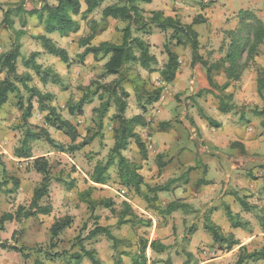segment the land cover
I'll return each mask as SVG.
<instances>
[{
	"label": "rangeland",
	"instance_id": "1",
	"mask_svg": "<svg viewBox=\"0 0 264 264\" xmlns=\"http://www.w3.org/2000/svg\"><path fill=\"white\" fill-rule=\"evenodd\" d=\"M8 1L0 0L2 6L0 7V55L11 48H19L17 72H30L32 74L30 84L52 94V98L45 101L46 104L55 106L57 111L75 126L79 137L75 143H71L61 131L47 128L44 124L45 111L41 113L37 108L28 119L32 125L47 128L49 135L57 143L64 145L65 151L57 150L45 140L30 142L33 157L45 156L53 167V179L50 181L48 196L40 202L50 205L51 212L48 215L37 214L30 218L23 217L20 220L4 223V228L0 231V240H7L10 244L15 243L22 249V253L0 248V264H34L36 260L41 264H92L87 257L74 258V255L81 252L82 247L92 250L100 264H132V259L138 254L137 248L141 239H158L169 245V249L163 253L146 250L147 264H183L187 259L189 264H199L205 259L221 254L211 236L203 228L206 215H211L214 221L221 222L223 233L229 234L225 231L235 230L240 242L247 240L246 251L251 252L264 247V234L259 224V216L264 212V171L259 166L264 161V142L260 141L259 145L252 149L255 152L252 155L253 161L242 166L239 164V167H233L230 163V157L244 154L241 146L232 147L230 141L242 137L244 133L249 136L250 132H247L246 128L253 122L260 121V117L252 113V108L255 105H262L257 93V77L259 70L264 71V44L260 46L259 53L253 61H245L246 54H242L238 61L239 64L244 65L241 76L225 90L216 91L209 86L206 71L202 66L199 64L191 66L189 44L178 47L171 45L179 60L178 75L176 73L177 79L173 80L174 82L161 85L160 78L156 77L159 75L158 72L155 71L154 73L158 75H154L153 72L143 70L135 63H130L124 69L122 85L129 94L126 99L125 116L131 117L142 113L145 119L150 120L147 126L136 127L139 134H147L148 137L153 136L156 131H165L164 133L171 136L168 157L173 158L179 166L185 160H193L196 163V167L189 166L176 181L186 180L188 185L183 190L189 193V196L201 192L200 200L209 202L205 209L188 205L187 208L167 214L163 210L168 204V191L173 181L165 179L166 170L159 165L162 163L166 165L165 161L168 158L165 154L156 156V153L150 149L151 143L148 139L144 138L145 157L140 154L133 140L123 154L139 165V173L143 176L144 182L150 186L167 188L157 192L156 201L146 202L121 184L115 165L108 171L110 178L106 184H96L90 180L94 166L108 159L113 144L112 128L116 125V122L110 118L116 112V107L111 100L110 108L100 125L99 117L92 111L94 107L100 105L99 94L82 105L80 114L70 115L67 102L69 97L72 101L77 100L83 91L80 86L85 87L94 81L95 87L96 82H109L115 76L104 75L105 60L95 61L87 55L83 61H79L78 54L82 48L78 47V40L90 32L81 14L74 17L79 23V30L76 33L69 37L55 36V43L64 47L73 61L67 66L58 58L46 53L40 41L34 38L39 34L36 30L40 22L37 15L30 12L37 8L40 2L54 3V0H20L17 3L4 5V2ZM111 2L113 0H107L104 5ZM138 5L142 7L145 16H149L153 10H162L166 15L177 16L183 23H191L197 16L204 18L203 22L194 25V29L198 34V52L210 64L226 55L233 37L230 32L239 27L240 18L245 17L244 12H251L264 23V0H152L151 4L139 2ZM84 8L82 4L81 9ZM87 18L99 22L92 44L103 40L111 42L121 40V28L126 23L112 18L103 22L100 10H95ZM21 27L27 29L23 30ZM134 35L149 43L150 52L155 55L158 62L156 68H162L167 60L163 45L168 40L170 30L163 32L152 27L150 34L137 32ZM38 49L43 51L40 52ZM31 52H38L36 62H40L42 67L57 72L62 81L55 84L49 82L43 86L34 71L23 65V60L27 59ZM211 74L218 86L226 81L222 69H214ZM5 76V71L0 72V80ZM136 84H143L144 90L161 87L159 99L154 104L148 105L145 112L136 101ZM21 93L26 100L27 92L21 88ZM220 96H225L226 102L232 106L228 113L218 110ZM32 105L37 106L36 98L32 99ZM21 112V108L16 104V97L10 94L8 102L0 110V154L8 176L17 178L18 185L10 183L0 192V215L7 212L14 213L18 207L27 209L33 190L41 180V174L32 168L30 161L13 155L14 149L20 146L23 138ZM210 120L218 122L219 125L212 126ZM259 125L260 122L255 124L256 129L261 128H258ZM230 131L234 133L231 136ZM262 132L264 134V129ZM92 134L96 136L88 141ZM83 139L88 143L73 150L72 146L80 144ZM216 140L220 141L215 143ZM255 140L257 141V138ZM201 179L209 181L210 184H202ZM202 188L206 189L204 193ZM85 192H89L90 197L99 202L94 215L82 201L81 194ZM153 194L151 192L149 196L152 197ZM236 195L244 198L247 204L252 206L249 211L243 209L235 198ZM256 198L258 200H255ZM176 200L181 203V199ZM252 200L257 203L252 204ZM123 201L131 205L136 216L130 223H119L117 219V213L123 208ZM105 203L108 206L105 207ZM226 204L229 208L233 204L234 210H239L243 216L239 220L247 221L248 232L230 226L226 215ZM218 208H220L219 212L216 211ZM65 215L72 217V223L51 243L49 228L53 221ZM95 216H98V219ZM96 223L109 228L116 237L115 246L113 241L103 234L89 237L88 233ZM249 234L252 236L251 239H248ZM187 252L191 257L186 256ZM239 253L240 250L236 249L216 262L232 264ZM83 259L86 263L82 262ZM251 261L255 264H264L262 259Z\"/></svg>",
	"mask_w": 264,
	"mask_h": 264
},
{
	"label": "trees",
	"instance_id": "2",
	"mask_svg": "<svg viewBox=\"0 0 264 264\" xmlns=\"http://www.w3.org/2000/svg\"><path fill=\"white\" fill-rule=\"evenodd\" d=\"M107 0H54V3L43 1L40 8H35L30 12L37 15L39 22L43 25L44 34L36 35L34 38L38 39L46 51V53L57 57L61 62L67 66L73 61L68 55L65 48L58 46L46 34L58 33L60 37H68L79 30V23L74 17L81 14V18L86 21L89 26V34L80 37L78 40V47L82 51L78 54L79 61H83L87 55H92L95 61L105 60L103 63V73L107 76H115L109 82L98 83L94 87V81L89 85L83 87L82 93L77 97L76 101H72L69 97L67 102V110L70 115L82 113V105L90 102L92 97L100 95V105L92 109L99 117V124L102 123V118L110 108V101L113 100L116 107V112L111 116V120L116 122L112 128L113 144L108 153L106 162H98L90 174V180L96 184H106L110 178L109 169L115 165L117 170V177L121 184L131 189L139 198L146 202L156 201L157 192L164 191L167 188L161 186H150L144 182L143 176L139 173V165L130 161L123 151L133 140L135 146L138 148L140 154L146 156V147L140 134L136 131V127H145L148 122L143 114H136L131 117L125 116L127 108L128 92L122 85L124 76V69L130 64L135 63L140 68L148 72H158L160 80L164 83H171L179 68V60L177 54L172 50L171 45L185 46L189 44L191 48V66L199 64L206 71V77L209 86L217 90H225L232 82L238 81L243 66L239 64V60L243 53L246 54L245 61H253L255 56L259 53V48L264 44V23L251 12H244L245 17L240 18L239 27L230 32L233 35L229 43L226 55L219 61L209 63L198 52V34L194 29V25L204 21V18L197 16L193 18L191 23H183L177 16L166 15L162 10H153L149 16H145L143 9L138 5L141 3H150L152 0H113V2L104 5ZM82 4L85 8L82 10ZM104 5V6H103ZM95 10H100L101 19L104 22L108 18L119 20L126 23L121 28V40L119 42H111L103 40L97 44H92L91 41L96 34V27L99 22L87 16ZM8 11V10H7ZM6 11V13H7ZM12 23V22H11ZM157 28L160 31L167 32L170 30V35L167 42L163 45L164 52L167 56L166 62L162 68H156L157 59L153 53L150 52V45L141 37L134 35L140 32L142 34H150L151 28ZM102 29V28H101ZM38 52H31L27 59L23 60V65L27 69H32L39 81L46 85L47 83H60L61 77L57 72L52 71L51 68L42 67L37 63L35 58ZM20 56L19 48H11L9 51L0 55V72L5 71L6 76L0 80V110L8 102L10 94L16 97V104L21 108V125L24 129L23 138L20 146L14 149L13 155L19 159H26L30 161L32 168L41 174L40 184L34 188L31 201L27 209L18 207L14 213H3L0 215V231L4 228L6 221L20 220L30 218L37 214L48 215L51 212V206L48 204H41V200L48 196L50 181L53 179L52 164L45 156L32 155V148L30 142L45 140L52 147L64 152L63 144L57 143L47 131V128H53L56 131H61L65 134L71 143H75L79 134L75 126L66 118H64L55 108V106L46 104L52 98V94L48 91L43 92L40 88L31 85L32 74L30 72L18 73L16 68L17 59ZM222 69L226 75V81L218 86L212 79L211 71ZM263 73V74H262ZM143 84H136V101L143 112L146 111L148 105L156 102L161 93V87L153 88L152 90L142 89ZM93 86V88H92ZM21 88L27 92L26 100L21 93ZM264 71L259 70L257 77V93L262 100V105H255L252 108V113L260 117V127L264 129ZM105 97V98H104ZM36 98L37 107L40 111H45L43 126L32 125L28 119L33 113L32 99ZM104 98V99H103ZM25 100V101H24ZM218 110L222 113H228L231 110V105L226 102L225 96L219 98ZM210 124L214 127L218 126V122L210 120ZM96 134H92L89 140H92ZM87 140H82L79 144L72 146L73 150L79 149L81 146L88 143ZM238 145L236 142L231 143V146ZM162 163L159 166L162 167ZM264 171V161L259 165ZM159 167V168H160ZM61 180V178H57ZM264 179V173H263ZM202 184L210 182L200 180ZM18 185V179L14 176H8L4 161L0 154V192L8 184ZM154 193L149 196V193ZM82 201L87 204L88 210L94 215V210L99 205V202L90 197L89 192L81 194ZM237 201L241 204L245 211H249V204L241 196L236 195ZM103 204V203H101ZM104 206H108L107 203ZM187 204L179 203L177 200L172 201L166 205L164 212L172 213L176 209L187 208ZM190 207V206H189ZM112 213H115L112 211ZM226 215L232 221L234 227L240 225L239 222L234 221L235 214H233L227 207ZM98 219V216H95ZM136 218L131 205L123 201V208L117 213L119 223L132 222ZM72 223V217L65 215L57 218L51 224L49 231L51 236V243L55 240L66 228ZM259 224L262 232H264V212L259 216ZM204 230L211 236L217 249L221 252H227L233 249L240 242L234 238L232 234H225L221 228L216 225L209 215H206L203 223ZM98 234H103L113 241V246L117 243L116 237L110 232L107 226H100L97 223L89 231V237H95ZM54 245V244H51ZM0 248L9 249L12 251L22 253V249L18 248L15 243L10 244L9 241L0 240ZM149 248L152 252L163 253L169 249V245L162 243L158 239L148 240L141 239L138 243V254L132 259V264H147L145 251ZM240 253L233 264H244L245 261L251 259L258 261L264 260V247L259 250L251 252L246 251L245 246L239 247ZM26 255V254H23ZM189 258L191 254L186 253ZM27 257V256H25ZM87 257L92 264H100L98 258L95 257L92 250L81 248L79 254L74 255V258L81 259ZM140 258V260H139ZM78 262V261H77ZM168 263V260L166 261ZM34 264H41L38 260ZM183 264H189L188 259Z\"/></svg>",
	"mask_w": 264,
	"mask_h": 264
},
{
	"label": "crops",
	"instance_id": "3",
	"mask_svg": "<svg viewBox=\"0 0 264 264\" xmlns=\"http://www.w3.org/2000/svg\"><path fill=\"white\" fill-rule=\"evenodd\" d=\"M20 0H9L8 2H4V5L5 4H13V3H17L19 2ZM152 3V1H151ZM151 3H145V4H151ZM42 2H40L39 6L37 8H40ZM2 7V6H0ZM141 7V6H140ZM142 8V7H141ZM29 28V27H28ZM21 29H27V28H24V27H21ZM35 29V28H33ZM37 33H39L38 35L40 34H44V29H43V25L40 23L38 24V27H37ZM36 33V32H34ZM56 35H59L58 33H51V34H46L47 37L51 38L54 42H56V38L55 36ZM69 37V36H68ZM143 39V38H142ZM144 40V39H143ZM148 43V42H147ZM149 44V43H148ZM61 47V46H60ZM64 48V47H63ZM38 51L42 52L43 50L41 49H38ZM43 54V53H42ZM52 56V55H51ZM54 57V56H53ZM90 57L92 58V55H90ZM57 58V57H56ZM60 61V60H59ZM40 64V62H37ZM63 63V62H62ZM104 63V62H103ZM65 64V63H64ZM47 65V64H46ZM50 65V64H49ZM144 70V69H143ZM61 75L63 73L59 72ZM154 73V72H153ZM159 74V73H158ZM156 73H154V75H158ZM177 75H178V71H177ZM158 79L160 78L159 75L156 76ZM177 79V76H175L174 80ZM40 82V81H39ZM174 82V81H173ZM159 84L161 85H166V83L164 82H160ZM43 85V84H42ZM47 85V84H46ZM46 85H43V86H46ZM38 87V86H37ZM39 88V87H38ZM155 103V102H154ZM153 103V104H154ZM152 105V104H151ZM38 109V107H33V112L35 109ZM39 112V111H38ZM41 113L43 111H40ZM137 114H142V113H137ZM152 114V113H151ZM40 116V114H38ZM136 115V114H135ZM147 122L150 121L148 118H146ZM260 121H258L257 123H250L251 125L250 126H246V131L247 132H250V134H248L249 136H247V133H244V135L240 138H233L234 140H231L230 141V146H231V143L233 142H236L238 145L236 146H241L242 147V153L244 152V154H240V155H234L233 157H230V163L232 164L233 167H239V164H241L240 166L242 165H245L247 164L249 161H253V154L255 152L252 151V149L255 147V146H258L259 145V142L261 141L262 143L264 142V134H263V128L261 129H256L255 127V124H259ZM148 125V124H147ZM260 127V125L258 126V128ZM165 131H156L154 133L153 136H148L147 137V134L143 135V134H140L143 142L145 143L144 141V138L151 143V146H150V149L151 151H154L157 155L159 154H165L167 155V158L168 160H166V165H164L162 168H165L166 170V173H165V179H168L170 181H173V185H171L169 191H168V194H169V197H168V203L172 202V201H175L176 199H181V203L182 204H187V205H191L193 206L194 208H199V207H202L203 209H205L207 207V203L209 202H203L200 200V197L199 195H201L199 193H196V194H193L191 196H189V193L187 194L186 191H184L183 189L186 188V180L185 181H176L177 178H179V176L182 175V173L186 170H188V167H196V163H194L193 160H185L181 166H179V164L175 163L173 158H169L168 157V151H169V147H170V144L169 142L172 140L171 139V136L168 134V133H164ZM240 131H238L239 133ZM230 136L232 134H234L232 131H230ZM156 136L160 137V139H158ZM233 137V136H232ZM250 139H249V138ZM257 138V141L255 140ZM255 140V141H254ZM218 141L220 140H216L215 143H217ZM225 147V146H223ZM233 147V145H232ZM233 161V162H232ZM237 162V163H236ZM180 173V174H179ZM184 175V174H183ZM174 178V179H173ZM180 179V178H179ZM209 182V181H208ZM190 183H192V181H190ZM210 184V183H208ZM206 184V185H208ZM206 191V189L202 188V193H204ZM254 191V190H253ZM251 191V192H253ZM235 199V198H234ZM208 200V199H207ZM255 200H258L257 198ZM251 201V203H257L256 201ZM209 201V200H208ZM228 204V203H227ZM225 205L226 207H228V205ZM235 204H237V202L235 201ZM233 204H231V207L232 208L229 210L235 214V217H234V221L235 222H239L240 225L237 226V227H234L233 224H232V221L227 217L228 219V222L230 223V226H232L233 228H241V230L243 231V229H245V231L248 232L247 230V227H248V224H247V221H241L239 219H241L243 216L241 215V213L239 212V210H234V208L232 207ZM180 209V208H179ZM179 209H176V210H179ZM175 210V211H176ZM216 210V209H215ZM220 208H218L216 211L219 212ZM233 210V211H232ZM214 211V210H213ZM174 212V211H173ZM215 214V212L213 213ZM210 216V219L216 224L218 225L221 230H222V227L223 225L221 224V222H216L212 219L211 215ZM225 231V230H224ZM225 232L229 233V234H232L234 238L238 239V236H237V232L235 230H226ZM264 234V232H262ZM252 236H250L249 234V237L248 239H251ZM151 239H149L150 241ZM250 241V240H249ZM240 242V241H239ZM162 243L168 245L166 242H163ZM245 246L247 245V240L246 242H240L239 245H236L235 247H233V249H231L230 251H227V252H221V254H216L214 255L213 257L211 258H208V259H205L203 261H201L199 264H217V260H220L221 258H223L226 254L230 255L231 253H233V251H236V249H239L240 246ZM147 251H151L149 248L146 249ZM236 261V260H235ZM83 263H86L85 260L83 259L82 260ZM233 264V263H232ZM244 264H255V262H252L251 259L245 261Z\"/></svg>",
	"mask_w": 264,
	"mask_h": 264
}]
</instances>
